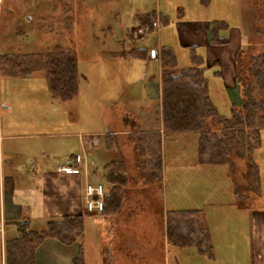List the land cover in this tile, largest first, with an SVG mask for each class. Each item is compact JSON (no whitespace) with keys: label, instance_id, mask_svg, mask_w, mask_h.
I'll return each mask as SVG.
<instances>
[{"label":"crops","instance_id":"0c3cea01","mask_svg":"<svg viewBox=\"0 0 264 264\" xmlns=\"http://www.w3.org/2000/svg\"><path fill=\"white\" fill-rule=\"evenodd\" d=\"M184 1L185 6L177 8L172 24L171 17L159 9L133 14L138 26L158 19L159 29L156 34L140 36L135 33V37L121 34L117 41H111L114 29H100L101 34L94 38L95 46L98 47V54L108 55L109 64L105 70L104 65H96L89 75L86 70L81 75L78 69V86L82 82L81 85L89 89L91 82L98 87L96 91L91 90V93L102 122L97 131L88 132L87 136H84V132L69 127V118H61V126L55 128L51 112L34 110L45 97L56 99L50 94L46 77L43 80L45 94L41 92L38 99L40 101H33L23 111H14V103L8 96L2 97L0 89V264H6L10 254L6 246L10 247L22 229L41 232L50 221L79 215L83 216V228L78 241L66 246L55 240H44L35 250V264H72L80 245L83 248L84 263L87 264L88 242L85 239L84 218L88 217H93L92 225L98 231V237L90 244L94 250L92 264H170L172 250L186 249H178L168 243L167 223L173 224L174 220L190 218L198 212L209 231L212 246L211 256L197 253L199 256L210 260H214L216 256V244L213 242L215 232L212 229V234L206 222L207 216L215 215L214 218L220 221L215 231L220 226L225 228L226 234L220 244L226 252L232 246L231 242L237 245L240 243L237 248L240 256L234 261L241 264H264V197L261 193L252 203L250 198L253 196L249 198L242 194L236 195L231 190L229 195L234 200L207 205L208 211L217 206L218 213L215 212L216 209L210 213L195 207L177 209L174 204L168 209L165 196L162 199L159 196V186L160 189L163 188L161 147L165 137L174 135L165 133L162 121V51L165 49L172 56L174 67L171 66L170 70L192 67L201 69L212 103L214 96L220 97L226 110L228 107L229 115L232 104L241 103L236 80V58L241 49L238 27L229 25L224 17L221 19L209 16L207 10L212 6V0ZM185 7L193 10L191 16H185ZM117 26L121 28V24ZM1 44L3 53L0 57L31 54L21 50L15 53L4 51L6 49ZM230 45L233 49L228 52H215L220 47ZM202 48L206 53H201ZM150 50L158 53L156 59L149 58ZM178 54L182 56V65ZM108 71L119 72L116 74L120 79L117 83L115 80L110 81L109 88L102 89L106 84L103 77ZM134 71L137 74L135 77L131 75ZM142 77L143 80H138ZM136 84L143 86V92L136 88ZM213 89H216L215 93ZM33 96L38 98L39 95ZM218 114L229 116L220 114L219 111ZM127 120H131L130 123H126ZM70 123L75 125L77 121L74 119ZM263 132L264 130L260 133L261 144L258 149L262 147ZM101 138L104 150L101 148ZM127 142L132 144L131 152L137 159L134 165L129 160ZM197 143L198 135L195 141L198 163ZM91 149L100 153L102 161L101 173L97 175L95 170L98 181H92L88 174L85 177L81 173L73 174L60 169L67 166L68 162L74 167L72 163L78 158L85 160L81 153L87 151L91 154ZM254 152L252 156L258 169L259 183L261 172L254 161ZM156 157L159 158L160 169L154 166ZM132 166L136 167V172L131 169ZM85 182L103 185V212L87 214L85 211ZM223 216H227V219L229 217L233 222L237 221L234 225H238L233 228H237L238 232L234 233L232 230L231 234L227 233ZM171 260L174 262L172 264H178L175 257Z\"/></svg>","mask_w":264,"mask_h":264},{"label":"rangeland","instance_id":"374dc122","mask_svg":"<svg viewBox=\"0 0 264 264\" xmlns=\"http://www.w3.org/2000/svg\"><path fill=\"white\" fill-rule=\"evenodd\" d=\"M212 1V6L207 10L209 16L221 19L224 17L229 25L238 27L240 31L241 49L237 57L240 56L241 59L236 58V61L239 64L241 62L242 67L245 68L251 58L264 53V7L259 6L260 0ZM185 4L184 0H0V44L3 43L1 46L6 49L4 51L11 53L19 50L24 53H46L54 46L68 48L79 55L80 74L82 75L86 70L89 75L91 69L96 65H104L105 70L109 64V61L107 62L108 55L98 54V47L95 46L94 38L101 34L102 27L114 29L111 41H117L122 35L135 37V30L139 26L134 21V13L144 14L159 9L171 17L172 24L177 8L184 7ZM185 9V16H191L193 10L188 7ZM118 24H121V28L117 26ZM232 49L233 46L230 45L220 47L215 52H228ZM1 53H3L2 49H0ZM201 53H206L205 49L202 48ZM178 57L179 63L182 65V56L178 54ZM116 73L108 71L104 74L103 79L106 84L102 89H108L110 81L118 82L120 78ZM131 75L135 77L136 71ZM43 80H45V76L42 73L28 77H8L0 74L1 96L10 98L16 107L14 111H23L33 101H40L38 99L41 97V92L45 94ZM138 80H143V77ZM81 84L82 82H80L77 95L73 100L60 102L57 99L45 97L41 101V105L33 107L34 110L51 112L55 128L61 126V118H69V127L84 132V136H87L88 132L97 131L102 121L99 116V108L93 104L94 98L91 90L96 91L98 87L90 82V88L87 89V86L85 88ZM137 87L143 92V86L136 84ZM132 90L135 91V88ZM215 90L213 89L214 93ZM33 95L39 96L34 98ZM254 97L259 98L255 91ZM213 103L220 114L229 115L228 107L227 111L220 97L214 96ZM74 119L77 124L72 125L70 122H73ZM130 121L127 120L126 123H130ZM261 137L262 147L254 152V161L261 172L257 185L253 175L247 171L246 162L237 156L232 158L231 166H201L198 164L195 146L197 134H174L165 137L161 147L163 178L161 185L163 188L160 189L159 186L158 190L160 198L162 199L163 196L166 198V207L169 209L174 204L177 209L195 207L208 211L207 205L210 203H227L232 200L233 198H230L229 195L231 190L235 191L236 195L242 194L249 198L253 196L250 198L252 203L260 193L264 197V132ZM127 143L129 144V142ZM100 144L104 150L102 138ZM122 144H124L123 141ZM130 144L128 145L129 160L134 165V161L136 162L137 159L131 152ZM81 154L88 166L90 179L98 181L95 170L97 175L102 171L100 153L92 151L89 154L84 151ZM107 157L112 159L111 155ZM131 169L136 172V167L132 166ZM245 175L248 176L247 180L244 178ZM216 207L208 212H214L216 209L215 212L218 213ZM214 217L215 215H209L206 218L211 231L213 229L215 232L213 234L212 231L213 242L216 244L214 260L199 256L194 248L179 251L175 249V251L172 250V253L170 252V264L174 263L171 260L174 257L178 264H241L234 261L240 256L237 254L240 243L237 245L231 242L232 246L226 252L224 246L220 244L226 234L225 228L220 226L219 230L215 231V228L219 226L217 223L220 221ZM226 217L223 216V220L225 219L223 223L228 229L227 233L231 234L232 230L235 231L234 233L238 232L237 228H233L238 225H234L237 221L233 222L229 217L228 219ZM92 218H84L85 239L86 243L88 242L87 264L93 262L94 250L90 244L98 237L97 228L92 225L94 223ZM242 222L247 223L246 221ZM245 249L247 250V242ZM156 264L160 263L156 262Z\"/></svg>","mask_w":264,"mask_h":264},{"label":"trees","instance_id":"16d2710c","mask_svg":"<svg viewBox=\"0 0 264 264\" xmlns=\"http://www.w3.org/2000/svg\"><path fill=\"white\" fill-rule=\"evenodd\" d=\"M260 1L259 6L264 7V0ZM162 57L161 109L165 133H196L197 159L201 165L231 166L233 157L242 158L257 185L258 169L252 154L260 147V133L264 130V53L251 58L245 68L237 62L236 80L241 103L232 104L228 117L218 114L201 69L170 70L174 67L170 52L164 49ZM237 58L241 59L240 56ZM78 62L74 51L54 46L46 53L1 56L0 74L25 77L42 73L47 79L50 94L60 101H69L76 97L78 91ZM254 91L259 95L258 99L254 97ZM155 160L154 166L160 169L159 158ZM244 178L247 180L248 176ZM173 222L167 223L168 243L178 249L195 248L198 254L211 256L210 234L201 213ZM82 228L83 216L79 215L50 221L41 232L22 229L10 247L6 246L10 253L6 264H35V250L44 240L73 245L78 241ZM72 264H85L81 245Z\"/></svg>","mask_w":264,"mask_h":264},{"label":"built area","instance_id":"2783aa9c","mask_svg":"<svg viewBox=\"0 0 264 264\" xmlns=\"http://www.w3.org/2000/svg\"><path fill=\"white\" fill-rule=\"evenodd\" d=\"M159 29L158 19L151 21L149 24H143L136 28L135 33L137 35H145L149 33H157ZM155 50L149 51V58L156 59ZM74 164V167L68 162L67 166L60 168L63 171H68L73 174L81 173L85 177L88 174V166L85 160L78 158ZM84 197V209L88 213H101L104 210V187L101 183L85 182L83 187Z\"/></svg>","mask_w":264,"mask_h":264},{"label":"water","instance_id":"95a60500","mask_svg":"<svg viewBox=\"0 0 264 264\" xmlns=\"http://www.w3.org/2000/svg\"><path fill=\"white\" fill-rule=\"evenodd\" d=\"M94 144H96V140H95ZM90 151H92V149Z\"/></svg>","mask_w":264,"mask_h":264}]
</instances>
